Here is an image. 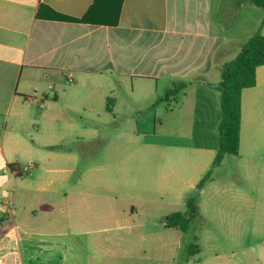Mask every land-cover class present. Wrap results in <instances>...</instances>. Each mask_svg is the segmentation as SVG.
I'll use <instances>...</instances> for the list:
<instances>
[{
	"label": "crops",
	"instance_id": "1",
	"mask_svg": "<svg viewBox=\"0 0 264 264\" xmlns=\"http://www.w3.org/2000/svg\"><path fill=\"white\" fill-rule=\"evenodd\" d=\"M95 2L0 0V264H51L56 242L49 239L64 234L60 228L75 233L95 222L91 167L68 189L80 157L64 143L81 141L82 127L95 133L92 144L108 130L124 138L130 125L101 129L83 115L141 116L137 131L153 133L165 118L180 141L144 140L146 149L197 154L213 164L223 69L264 28L259 7L240 0H124L113 26L53 18L55 12L82 19ZM180 80L188 86L177 101L158 104ZM258 136L264 138V65L255 87L242 94L239 155ZM50 193L57 203H49ZM80 260L60 255L57 264Z\"/></svg>",
	"mask_w": 264,
	"mask_h": 264
},
{
	"label": "rangeland",
	"instance_id": "2",
	"mask_svg": "<svg viewBox=\"0 0 264 264\" xmlns=\"http://www.w3.org/2000/svg\"><path fill=\"white\" fill-rule=\"evenodd\" d=\"M258 11L264 14V9ZM82 117L90 124L96 121L101 129L102 123L128 120L130 132L121 138L114 131H104V140L92 144L88 142L92 133L82 127L81 141L66 138V150L80 159L78 172L70 174L65 186L72 189L79 172L91 167L95 222L75 233L60 228L64 234L48 238L56 242L48 253L51 264H57L60 255L67 261L80 256V264H89V254L90 264H264L262 136L244 145L239 156H226L212 180L199 191L197 185L211 169L212 160L205 163L204 157L179 151L151 153L143 145L144 140L180 141L170 133L165 118L158 121V132L153 133L144 127L145 132L137 131L136 124L145 119L141 116L116 120L110 115ZM191 197H198L202 214L194 230L185 234L166 228L163 217L185 212ZM47 199L50 204L58 201L52 193ZM193 241L200 253L187 260L186 244Z\"/></svg>",
	"mask_w": 264,
	"mask_h": 264
},
{
	"label": "trees",
	"instance_id": "3",
	"mask_svg": "<svg viewBox=\"0 0 264 264\" xmlns=\"http://www.w3.org/2000/svg\"><path fill=\"white\" fill-rule=\"evenodd\" d=\"M124 0H96L95 4L82 19H74L54 12V19L65 22H83L102 25H116L119 22L120 9ZM251 2L264 9V0H240ZM53 11V10H52ZM264 25V19L262 26ZM264 65V35L261 29L246 43L241 46L238 56L227 63L222 72L220 108L222 117L218 124L219 147L211 169L197 185L201 191L207 182L211 180L214 170L221 166L226 156H238L241 142L242 120V94L245 89L255 87L257 83V69ZM188 86L184 80L174 82L157 103H167L169 107L177 101L181 92ZM17 176L23 175L19 164L9 165ZM198 197H191L187 201L185 212H175L163 217L162 222L166 228L180 230L189 233L194 230L197 219L201 218ZM200 253L199 246L195 242L186 244V259Z\"/></svg>",
	"mask_w": 264,
	"mask_h": 264
},
{
	"label": "built area",
	"instance_id": "4",
	"mask_svg": "<svg viewBox=\"0 0 264 264\" xmlns=\"http://www.w3.org/2000/svg\"><path fill=\"white\" fill-rule=\"evenodd\" d=\"M9 211H12L11 209Z\"/></svg>",
	"mask_w": 264,
	"mask_h": 264
}]
</instances>
